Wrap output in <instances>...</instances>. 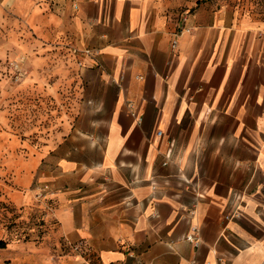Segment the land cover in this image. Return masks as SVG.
Listing matches in <instances>:
<instances>
[{
	"label": "crops",
	"instance_id": "0c3cea01",
	"mask_svg": "<svg viewBox=\"0 0 264 264\" xmlns=\"http://www.w3.org/2000/svg\"><path fill=\"white\" fill-rule=\"evenodd\" d=\"M57 11L59 36L99 52L74 54L82 101L32 183L51 185L59 236L100 264H260L264 20L200 9L174 47L179 17L158 0Z\"/></svg>",
	"mask_w": 264,
	"mask_h": 264
},
{
	"label": "rangeland",
	"instance_id": "374dc122",
	"mask_svg": "<svg viewBox=\"0 0 264 264\" xmlns=\"http://www.w3.org/2000/svg\"><path fill=\"white\" fill-rule=\"evenodd\" d=\"M158 1L175 17L206 8L264 20V0ZM32 2L25 15L0 3V264H77L75 243L59 236L56 219L31 189L82 101L75 53L58 35L59 0Z\"/></svg>",
	"mask_w": 264,
	"mask_h": 264
},
{
	"label": "built area",
	"instance_id": "2783aa9c",
	"mask_svg": "<svg viewBox=\"0 0 264 264\" xmlns=\"http://www.w3.org/2000/svg\"><path fill=\"white\" fill-rule=\"evenodd\" d=\"M191 29H192V25H191L190 12H183L178 19L177 27L175 30V37H174L173 42H172L173 46L174 47L177 46L179 36H181L186 31H190ZM71 48H72L74 53L84 52V53L90 54V55L95 56V57L99 53V52L94 51V49L80 48L76 45L71 46ZM158 133L160 135L163 134V132L161 130H159ZM170 159H171V154L167 153L165 156L164 163H168L170 161ZM31 189H32V192H33V194L37 200H40V201L46 203V201L48 200V196L51 193V185L49 183H46V182L41 183V184L37 183V184H34V186H32ZM240 215H241V213L239 212V210L237 208L233 212L227 213L225 215V218L230 220V219H232L234 217H238ZM187 238L190 240H193L196 243L198 242V239L194 236V234H189L187 236ZM83 245H84V242L82 240L75 243L74 248L77 250V255H82ZM84 264H90V262L86 261ZM214 264H227V263H225L223 260H219ZM260 264H264V259L262 260V262Z\"/></svg>",
	"mask_w": 264,
	"mask_h": 264
},
{
	"label": "trees",
	"instance_id": "16d2710c",
	"mask_svg": "<svg viewBox=\"0 0 264 264\" xmlns=\"http://www.w3.org/2000/svg\"><path fill=\"white\" fill-rule=\"evenodd\" d=\"M86 254H87V248H86V246L83 245V247H82V255L84 257H86Z\"/></svg>",
	"mask_w": 264,
	"mask_h": 264
}]
</instances>
